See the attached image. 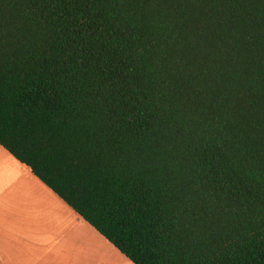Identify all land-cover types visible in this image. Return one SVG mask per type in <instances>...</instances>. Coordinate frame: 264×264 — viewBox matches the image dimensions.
Here are the masks:
<instances>
[{
    "label": "trees",
    "instance_id": "1",
    "mask_svg": "<svg viewBox=\"0 0 264 264\" xmlns=\"http://www.w3.org/2000/svg\"><path fill=\"white\" fill-rule=\"evenodd\" d=\"M0 144L134 264H264V0H0Z\"/></svg>",
    "mask_w": 264,
    "mask_h": 264
},
{
    "label": "crops",
    "instance_id": "2",
    "mask_svg": "<svg viewBox=\"0 0 264 264\" xmlns=\"http://www.w3.org/2000/svg\"><path fill=\"white\" fill-rule=\"evenodd\" d=\"M93 234L118 250L0 144V264L53 262L59 251H87Z\"/></svg>",
    "mask_w": 264,
    "mask_h": 264
},
{
    "label": "rangeland",
    "instance_id": "3",
    "mask_svg": "<svg viewBox=\"0 0 264 264\" xmlns=\"http://www.w3.org/2000/svg\"><path fill=\"white\" fill-rule=\"evenodd\" d=\"M87 251H59L53 262L43 264H131L130 259L121 251L115 250L93 234L91 244L87 238ZM19 264H21L19 260Z\"/></svg>",
    "mask_w": 264,
    "mask_h": 264
}]
</instances>
